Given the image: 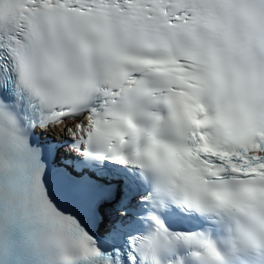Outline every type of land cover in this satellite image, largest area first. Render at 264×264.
<instances>
[{
    "label": "snow or ice",
    "instance_id": "6c2138e0",
    "mask_svg": "<svg viewBox=\"0 0 264 264\" xmlns=\"http://www.w3.org/2000/svg\"><path fill=\"white\" fill-rule=\"evenodd\" d=\"M0 264H264V0H0Z\"/></svg>",
    "mask_w": 264,
    "mask_h": 264
}]
</instances>
